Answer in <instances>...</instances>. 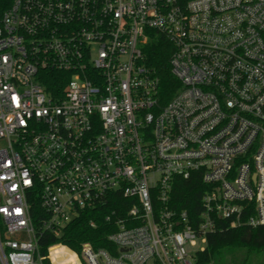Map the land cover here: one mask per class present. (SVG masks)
Listing matches in <instances>:
<instances>
[{"label":"built area","instance_id":"2783aa9c","mask_svg":"<svg viewBox=\"0 0 264 264\" xmlns=\"http://www.w3.org/2000/svg\"><path fill=\"white\" fill-rule=\"evenodd\" d=\"M153 35L173 47L166 103ZM179 179L204 185L198 214ZM117 194L109 247L41 251ZM219 220L264 225V0H0V264H195Z\"/></svg>","mask_w":264,"mask_h":264},{"label":"trees","instance_id":"16d2710c","mask_svg":"<svg viewBox=\"0 0 264 264\" xmlns=\"http://www.w3.org/2000/svg\"><path fill=\"white\" fill-rule=\"evenodd\" d=\"M172 52V45L162 35H153L145 47L146 62L160 79L164 103L180 87L170 70ZM42 81L46 90L54 95L59 96L65 89L66 79L63 78L62 72H44ZM203 192L204 185L200 181L179 179L172 196L178 208L186 209L191 215H195L200 210ZM128 202L122 195H114L107 206L100 208V214L80 215L68 224L59 236L45 233L40 240L41 251L46 253L48 246L55 242L74 250H79L84 242H91L95 247H109L107 236L113 229L105 216L112 208L116 209L115 219L123 218L128 209ZM38 209L40 208L35 206L32 210L34 220H37V214L40 213ZM91 219L96 220L95 227L90 225ZM195 264H264V225L231 227L228 221L219 220L217 229L207 236L205 250L197 253Z\"/></svg>","mask_w":264,"mask_h":264}]
</instances>
